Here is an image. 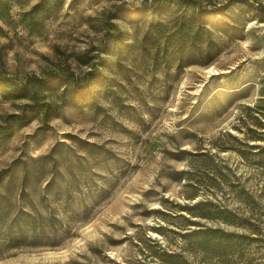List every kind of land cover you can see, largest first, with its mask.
Segmentation results:
<instances>
[{
	"label": "rangeland",
	"instance_id": "374dc122",
	"mask_svg": "<svg viewBox=\"0 0 264 264\" xmlns=\"http://www.w3.org/2000/svg\"><path fill=\"white\" fill-rule=\"evenodd\" d=\"M151 1L62 0L27 17L38 0H26L10 25L0 20V74L94 66L112 88L58 101L47 123L33 114L0 140V264H167L163 251L264 264V0H193L185 13L207 14L199 35L166 52L148 26L169 34L180 10ZM107 22L124 35L119 57L104 53ZM21 103L0 96V122ZM200 201L236 223L182 210ZM188 219L247 239L211 255L182 237L196 227Z\"/></svg>",
	"mask_w": 264,
	"mask_h": 264
},
{
	"label": "trees",
	"instance_id": "16d2710c",
	"mask_svg": "<svg viewBox=\"0 0 264 264\" xmlns=\"http://www.w3.org/2000/svg\"><path fill=\"white\" fill-rule=\"evenodd\" d=\"M26 0H0V20L10 25L13 21L12 5L24 4ZM62 0H38L30 11L23 12L22 16L30 17L34 13L45 11L53 6L58 5ZM193 0H165L163 8L161 3L152 0L150 5L152 10L160 12L161 9H176L180 10L178 17H175L168 24L171 32L168 34L166 24H153L148 26L151 38V44L163 43L164 52L167 51L168 43L173 46H178L183 39L190 41L196 40L200 32V24L197 22L207 14L199 16L196 13L190 12L186 14L187 5H193ZM223 9V8H221ZM166 10V11H168ZM184 12V13H183ZM213 13V12H211ZM209 13V14H211ZM167 25V26H168ZM105 38L108 43L105 44L104 53L111 56L113 53L120 56V44L124 42V35L112 22L106 23ZM96 57V56H95ZM97 65V64H95ZM68 69V68H67ZM63 83V89L58 96L56 94V85ZM60 87V86H59ZM92 87L103 88L106 91H112L110 79L106 77L100 70L93 66V70L87 71L82 77H75V74L70 70H65L59 74H53L50 78L43 79L36 76L26 77L21 80L13 79L5 74H0V96L5 99L22 100L18 106V111L6 115L0 122V140L5 139L7 135L17 126H22L29 122L33 114L40 113L43 123H47L55 111V103L58 101H67L71 105H77L87 98L93 100ZM56 97V98H54ZM55 99V100H54ZM252 148V147H251ZM264 154V149L258 152V155ZM264 166V164H261ZM182 210L188 212L192 217H200L206 219H219L226 224H235L237 215L229 209L218 205L212 201H200L191 206H183ZM189 225L196 226L189 228L190 231L183 234V238L196 248L203 250L211 255H220L225 257L226 254H233L234 247L241 245L246 236L233 232H226L219 228H198L199 225L195 220L188 219ZM160 231L161 229H156ZM251 240L257 241V238ZM156 246H160L157 242ZM162 259L167 264H186V261L180 254L162 252Z\"/></svg>",
	"mask_w": 264,
	"mask_h": 264
}]
</instances>
